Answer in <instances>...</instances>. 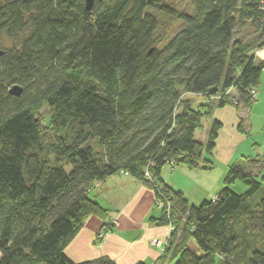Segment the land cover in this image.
I'll list each match as a JSON object with an SVG mask.
<instances>
[{"label":"trees","instance_id":"1","mask_svg":"<svg viewBox=\"0 0 264 264\" xmlns=\"http://www.w3.org/2000/svg\"><path fill=\"white\" fill-rule=\"evenodd\" d=\"M188 1L190 13L167 0H93L90 10L85 0H0V264H115L73 262L64 248L86 217L106 218L88 192L120 171L170 204L159 264H264L262 156L231 164L198 205L160 177L171 161L212 167L202 155L222 123L205 145L194 137L211 98L248 110L264 70V0ZM162 15L180 23L169 38ZM191 96L209 102L194 108ZM46 129L58 134L50 142Z\"/></svg>","mask_w":264,"mask_h":264},{"label":"crops","instance_id":"2","mask_svg":"<svg viewBox=\"0 0 264 264\" xmlns=\"http://www.w3.org/2000/svg\"><path fill=\"white\" fill-rule=\"evenodd\" d=\"M256 58H264V47L256 53ZM257 94H259V91L258 93L256 91L255 95L257 96ZM214 102L217 101H213L211 98V108ZM233 106V104L227 103L224 106H218V109H216L218 111L215 119L222 123L216 145L221 140V132L224 130L226 123H230L225 143L227 144L225 148L227 152H223L219 160L218 149L215 151L216 145L212 152V156L214 154V157L225 166V169L220 170L219 174L221 172L226 173V167L239 159L260 157V153L256 150L259 146L246 144L245 134L235 130L238 114L233 111ZM247 127L250 128L248 123ZM243 145L247 149H244ZM207 156L210 155L207 154ZM172 170L169 165H165L160 173L161 179L170 187L182 191L189 202L186 191L183 192L178 186H175V183L170 184L167 180L169 175L167 173ZM220 179L218 178L216 184L214 182L211 185L206 182L198 183L196 190L206 187L207 193L203 194L204 196L202 195V198H199L200 200L196 199L189 204L198 205L202 200L214 199L221 186ZM237 186L240 187L241 185ZM88 193L92 200L106 210V218L103 220L94 215L86 217L66 244L64 248L65 255L73 262L91 261L100 257H107L115 264H159L158 260L162 255L169 231L168 226L159 224L161 209L155 206L153 190L135 177L120 171L94 182ZM103 228L108 229L104 237L97 240V234ZM155 240L157 243L153 242ZM163 264H171V261L167 260Z\"/></svg>","mask_w":264,"mask_h":264},{"label":"rangeland","instance_id":"3","mask_svg":"<svg viewBox=\"0 0 264 264\" xmlns=\"http://www.w3.org/2000/svg\"><path fill=\"white\" fill-rule=\"evenodd\" d=\"M167 2L169 3L171 7H173L174 10L178 12H185V13L191 12V5L188 0H167ZM160 20H161V33L165 34L167 38L174 35L177 32V30H179L180 28V25H179L180 23L174 17V15H167V16L162 15ZM4 44L6 45L7 42ZM258 59L259 58H256V60ZM257 88L258 89H256V91L257 93L259 91V94H257V96L256 95L254 96V100L248 110L244 109L238 112L236 111V108L234 106L232 107V109L234 112L244 117L243 122H244L245 131L241 132L237 128V125L239 124V120H237L235 124V130L239 133L245 134L247 138L246 144H250V145L256 144L259 146L256 150L257 152L260 153L259 156L263 157V169L260 173V174H263L264 173V72L260 75L259 85ZM191 100H192V107L194 108H197L200 103L202 104V103L208 102V99L205 96H191ZM213 101H217V98H214ZM216 109H218V103L214 102L211 108V112H209L208 114L202 117L200 126L194 134V137L197 138L204 145L207 143L209 128L217 114L218 110ZM47 115H48V112H47L46 107L42 106L41 109L39 110V118L41 122L46 126V128L48 127L47 126L48 125ZM247 123H248V126H250V128L247 127ZM228 129H230L229 122L226 123L224 130L221 132V136H220L221 140L218 141V145H216V148H215V151L216 149H218V152H219L218 160L220 156H222L223 152H227V149H225L227 144L225 143H226ZM57 135L58 134L56 132H52L47 129L43 133V137H46L45 138L46 142H50ZM243 146L245 147L244 149H247L245 145ZM202 159H207V160L212 161V167L209 169L203 168L202 167L203 163L199 165L200 167H196V168H190L184 164H177L173 166L172 171L167 173L169 174L167 180H169L170 184L175 183L176 187L178 186L181 190H183V192L186 191V194L189 199V203H193L196 199L200 200L199 198H202L201 196L207 193L206 187L205 188L202 187L200 190H196L198 183L202 184L206 182L208 185H211V184H214L215 182L216 184L218 178H221L220 188L223 186V180H224L226 173L224 174L222 172L221 174L219 173H220V170L225 169V166L214 157V154L213 156L212 154L210 156H207V153L204 152L202 155ZM228 167H226L225 172H227ZM257 178L259 179V176ZM237 185H241V186L239 187ZM241 187L245 189H242ZM231 188L236 193H243L244 192L243 190H246V186L239 180L235 181V184H232ZM89 195L90 194L88 193V196ZM259 196H260V193L258 192L254 195V198L255 197L259 198ZM218 264L220 263L218 262Z\"/></svg>","mask_w":264,"mask_h":264},{"label":"built area","instance_id":"4","mask_svg":"<svg viewBox=\"0 0 264 264\" xmlns=\"http://www.w3.org/2000/svg\"><path fill=\"white\" fill-rule=\"evenodd\" d=\"M250 92H251V95H252V96H255V94H256V90H255L254 88H252V89L250 90ZM170 164H171V165H170L171 169H173V166H174L173 161H171ZM144 176H145V178H147L149 181H152V179H151V177H150V173H149L148 170H145V171H144ZM155 206H156L157 208H159V209H164V208H165L167 211H168V209L170 208V204L168 203V201H167L166 199H158V200H155ZM171 230H172V227L168 225V231H169V233L171 232ZM97 236H98V238L102 239L104 235H103V233H99ZM153 242H154V243H157L156 240L153 241ZM163 249H164V248H163Z\"/></svg>","mask_w":264,"mask_h":264},{"label":"water","instance_id":"5","mask_svg":"<svg viewBox=\"0 0 264 264\" xmlns=\"http://www.w3.org/2000/svg\"><path fill=\"white\" fill-rule=\"evenodd\" d=\"M92 3H93V0H85V7L87 10H90ZM1 53L2 52L0 51V54ZM21 91H22V88L20 86L14 85L9 90V93L18 96L21 93Z\"/></svg>","mask_w":264,"mask_h":264}]
</instances>
